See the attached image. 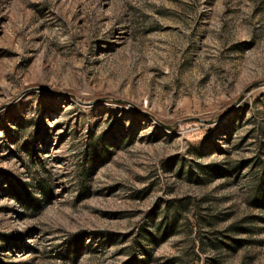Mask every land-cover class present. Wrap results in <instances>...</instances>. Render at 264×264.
I'll return each instance as SVG.
<instances>
[{"label": "rangeland", "instance_id": "1", "mask_svg": "<svg viewBox=\"0 0 264 264\" xmlns=\"http://www.w3.org/2000/svg\"><path fill=\"white\" fill-rule=\"evenodd\" d=\"M0 264H264V0H0Z\"/></svg>", "mask_w": 264, "mask_h": 264}]
</instances>
